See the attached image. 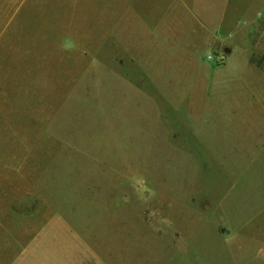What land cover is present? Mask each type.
<instances>
[{
	"label": "rangeland",
	"instance_id": "1",
	"mask_svg": "<svg viewBox=\"0 0 264 264\" xmlns=\"http://www.w3.org/2000/svg\"><path fill=\"white\" fill-rule=\"evenodd\" d=\"M245 81L264 0H0V264H264Z\"/></svg>",
	"mask_w": 264,
	"mask_h": 264
},
{
	"label": "crops",
	"instance_id": "2",
	"mask_svg": "<svg viewBox=\"0 0 264 264\" xmlns=\"http://www.w3.org/2000/svg\"><path fill=\"white\" fill-rule=\"evenodd\" d=\"M260 85L263 83L245 81V111L239 112L233 109L218 112V117L222 116L223 118L231 113L232 116L226 118V129H220L219 132H225L227 136H235L236 146H238L241 156L245 157V172H243L245 174V223H251L255 216L264 219V86ZM192 133L195 131L193 130ZM183 148L191 157L197 158L196 153H193L194 150ZM239 185L240 183L231 184L226 193L217 197H215L217 193L209 191L210 193L207 192L206 195L201 196V200L209 201L211 207L219 209L226 218L223 212L225 201ZM213 197L215 199L212 202Z\"/></svg>",
	"mask_w": 264,
	"mask_h": 264
}]
</instances>
